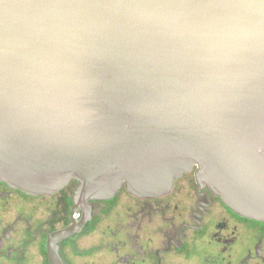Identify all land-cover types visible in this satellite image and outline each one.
<instances>
[{
    "label": "water",
    "instance_id": "1",
    "mask_svg": "<svg viewBox=\"0 0 264 264\" xmlns=\"http://www.w3.org/2000/svg\"><path fill=\"white\" fill-rule=\"evenodd\" d=\"M193 169L264 222V0H0V183L156 198Z\"/></svg>",
    "mask_w": 264,
    "mask_h": 264
},
{
    "label": "flooded vegetation",
    "instance_id": "2",
    "mask_svg": "<svg viewBox=\"0 0 264 264\" xmlns=\"http://www.w3.org/2000/svg\"><path fill=\"white\" fill-rule=\"evenodd\" d=\"M0 183V264H264V222L230 209L196 169L172 191L75 201Z\"/></svg>",
    "mask_w": 264,
    "mask_h": 264
}]
</instances>
